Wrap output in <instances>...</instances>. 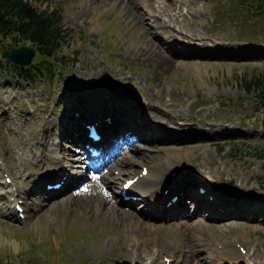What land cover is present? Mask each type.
<instances>
[{"label":"rangeland","instance_id":"obj_1","mask_svg":"<svg viewBox=\"0 0 264 264\" xmlns=\"http://www.w3.org/2000/svg\"><path fill=\"white\" fill-rule=\"evenodd\" d=\"M30 1L40 11L59 10L62 25L71 32V35L56 52L55 59H52L55 67L54 81L50 80L48 74H41L34 80L21 81L7 69L0 72V114L3 115L0 119L2 126L0 166L4 169L0 171V178L5 177L10 185L15 183L23 185L27 178L23 175H27V171L15 160L14 152L34 157L38 153L36 145L38 138H43V133L47 130L46 124L51 122L52 118L61 121L62 114L72 113L74 110L70 112L71 110L65 109L69 102L75 104V110L79 105L82 107L91 105L92 99L87 95L88 92H93L94 97L112 101L114 111L125 108L124 106L131 102L130 99H124V93L135 97L133 94L138 92L143 96L142 99L137 97L138 99L133 100H140L143 104L146 100L145 94L155 95L159 88L161 90L174 88L183 95L182 101L175 102V106L189 115L187 120L178 119L173 127H167L165 130L147 129L153 142H137V145L144 146L145 149H149L148 152L156 154L155 146L163 148V154L153 161L162 165L169 156L167 153L188 156V160L192 161L210 155L226 169L220 184L232 188L237 183L232 174L237 173L241 180L239 184L242 186L252 184L257 190L258 187L264 186L262 122L264 104L260 102L255 86L250 91L246 87V83L257 80L264 83V3L263 9L257 10L251 20L242 22L241 18L237 20L228 15L231 9H236L232 0H183V3L186 2L188 5L184 9L186 16L190 17V12L197 16V29L204 41L194 40L192 44L187 43L188 39L183 40L177 31H180V26L169 23L177 29L173 30L170 27L175 35L172 37H178L184 44L170 46V43H167L165 46L163 43L166 41L160 38L162 29L156 26L158 23L168 21L171 15V13L165 15L163 8L179 4L180 0H136L137 3L134 0L131 8L126 3L128 10L117 6L96 5L91 7L93 9L88 13L83 12L84 0ZM150 10L159 16L157 23L148 14ZM128 11H131L130 15L133 18H128ZM139 14L144 15L142 26L150 32L149 39L158 44L157 47L164 52L165 47H170L174 51L172 56L166 54L172 62L169 68L162 70L160 74L164 77L162 84L159 80L157 82L153 80L156 78L152 69L153 64L147 67L133 60L158 58L151 43L144 41L142 31L137 27V23L140 22ZM177 16L183 18L181 14ZM7 42L9 39H4L5 48L17 46ZM197 43H205L206 46L198 47ZM213 44L220 46L219 50L213 47ZM95 81L106 86L104 88L106 97L96 95ZM108 88L113 93H110ZM223 104L228 106L226 114L232 121L226 124L228 130L217 127L219 132L209 134L204 130L206 126H200L190 120L191 113L202 109L203 117H209L211 121L218 120L219 117L215 113L223 109ZM71 116L67 125L71 122ZM56 121L53 126L57 125ZM51 130H47L48 148H51L56 138L58 142L61 140L57 129L52 132ZM224 132L227 134L223 135ZM122 136L124 138V135ZM159 142L165 144L160 145ZM6 144L13 149V153H9L11 156L5 150ZM24 146L23 151L17 149ZM64 146L69 145L65 143ZM123 153L125 155L126 150L122 151L121 155ZM221 158L226 162L223 163ZM233 160L248 163L249 171L240 169L237 164H233ZM187 165L186 168H189L190 165ZM141 170L142 167L137 170L138 174H141ZM115 172L117 176L119 170ZM86 174L87 183L91 184L93 175L90 171ZM133 179L135 178L132 175L125 176L120 184L112 182L115 186L111 188L107 185L105 190L109 194H120L125 180ZM214 180L219 181V178ZM200 187L202 186H199L198 192ZM202 188L207 192L205 187ZM0 192L6 190L0 187ZM69 194L70 192L64 191L57 199H65ZM218 196H215V193L207 194L206 198L211 206V213L218 222H210L209 214L204 213L205 211L199 217L207 221V224L215 225L213 229L206 228L201 230V233L198 230L196 232L205 245L206 252L202 258H206L208 263L232 264L217 254L218 238L221 239V243L229 242L237 246L236 250L243 255L247 252L253 253L257 248L264 253V214L260 213L258 222H254L248 212L249 208L232 206L229 203L231 199L216 201ZM6 199L9 200V197ZM246 199L250 201L251 198H245L244 204ZM30 202L31 200L28 207L33 211L30 209L27 219L11 218L6 215L8 209L0 202V264H134L133 255L138 253L133 250L135 246L140 247L142 253L149 250L144 260L147 264L154 258L157 260L153 264L185 263L186 250L180 246L189 235H184L183 239L179 238V234L184 232L182 229L173 227L169 221L160 219V216L152 215L154 210L144 213L148 209L142 203H138L132 209L124 206V209L134 212L140 219L138 221L147 224V230L143 226H138L137 233L131 234L128 233L133 224L130 219L104 217L94 224H89L87 219L92 209L91 206L81 208L80 205L85 204L84 202H80L78 208L57 206L51 210L40 209V206ZM197 202H189L186 205L190 222L193 221ZM43 211L45 216H39ZM230 213L233 214L232 217L227 216ZM183 221L187 220H179ZM255 226H258L257 230L249 228ZM239 236L245 239L243 246L236 243ZM242 238L241 240H244ZM155 239L158 247L150 241ZM135 240H139L140 243L134 245ZM143 241H149V246H144ZM170 251L173 253L172 258L167 257L171 255ZM259 261L256 260L257 263ZM197 262L195 260L193 264ZM241 264L252 263L246 261Z\"/></svg>","mask_w":264,"mask_h":264},{"label":"bare ground","instance_id":"obj_2","mask_svg":"<svg viewBox=\"0 0 264 264\" xmlns=\"http://www.w3.org/2000/svg\"><path fill=\"white\" fill-rule=\"evenodd\" d=\"M133 2L134 0H84L83 12L88 13L93 9L91 7L96 5L104 7L117 6L118 8L128 10L127 5L130 7L131 4H134ZM135 3H137L136 0ZM182 3L183 0H180L179 4H173L163 8L165 15L168 13H171V15L168 17V21L158 23V26L156 27L162 29L160 38H163L166 41V43H163L165 46L167 43H170V46L184 44L178 37L173 38L175 35L174 31L171 29H177L169 23L180 26V31H177L180 33V37H182L183 40L188 39L187 43L192 44L194 40L204 41L200 31L197 29V16L190 12V17H187L184 13V9L185 7H188V5L186 2ZM127 13H129L128 18H133V16L130 15L131 11H128ZM148 14L152 19H155V22L157 23L159 16L152 10H150ZM180 14L183 15L182 19L177 16ZM138 17L140 22L137 23V27L142 31L144 41L151 43L155 56L158 58H133V60L142 66L146 65L147 67H150V65L153 64L152 69L154 70V77H156L153 80L156 82L159 80L162 84L164 82V77L160 76V74H162V70L169 68L172 62L169 56H172L174 51L170 47H165L164 52L157 47L158 44L149 39L150 32L146 31L142 26L144 24V15L139 14ZM190 46L195 47L196 45ZM197 46L202 47L206 46V44L197 43ZM213 47H217V50H219L220 46L213 44ZM149 79H151V77H149ZM153 84L154 82H152L151 85ZM94 85L96 95L105 96L104 88L106 86L99 81H95ZM109 91L110 93H113L111 89H109ZM87 95L92 99L90 101L91 105L88 107H82L79 105L77 110H75V104L69 102L65 109L66 111L67 109L71 110L70 112L74 110L72 113L68 112V114H62L60 116L61 121H56L55 118H52L51 122L46 124L47 130L52 129L54 131L57 129V134L61 136L60 142H58V138H56L57 142L53 141L51 148H48L49 142L47 141L46 130L43 133L44 137L38 138L36 144L38 146V153L34 157H30L25 153H20L18 151L14 152L15 160L21 164V167L25 171H27V175H23L27 176V178L23 185L15 183L14 185H8L5 188L4 185L5 183L7 184L6 178H0V187H3V189L6 190V192H0V202H3L8 209V214L6 213V215L11 218H21L20 213L15 210L16 206L19 205L24 208L22 213L24 214V218L27 219L31 209L28 207V202L30 200L34 205L37 204L40 206V209L44 210H51L57 206L78 208L80 202H84L85 204L80 205L81 208L91 206L92 209L89 213L91 219H89V217L87 219L89 224H94L104 217L116 216L126 220L130 219L133 221V224L131 225L132 229L128 231V233L135 234L138 231V226L146 228L147 224L138 221L140 219L137 218L134 212L124 209V206L132 209L138 203L144 202V206H148V210L144 211V213H146L154 209L150 202L155 200V203L153 204V206H155L160 201L169 202L174 197H178V200L172 202L171 206H167V204L158 206L154 209L152 215L160 216V219H165L167 222L169 221L173 227L182 229L184 232L179 234V238L183 239L184 235H189L188 238H185V242L180 246L181 249L186 250L184 264H193L195 260L198 261L196 264H214V262L208 263L206 262V258H202L203 253L206 252L205 245L202 243L203 239L196 234L197 230L201 233V230L206 228H215V225H209L206 223L207 221L199 218L203 211H205L204 213L209 214L210 222H218L215 216L211 213V206L206 199L207 194L215 193V196L219 195L218 198L216 197V201H227L231 199L229 200V203L232 206L249 208L248 212L253 217L252 220H254V222H258L260 213L264 214V186L258 187V190L253 187L252 184L242 186L239 184L241 180L240 177L237 176V173L232 174L237 179V183H235L232 188L220 184L226 169L221 167V163L215 157L209 155L204 156L199 160L192 161L188 160V156L182 157L167 153L169 156L166 157V161L162 165L154 163L153 161H156L155 158L159 157L160 154H163V148L155 146L154 152H157L156 154L148 152L149 149H145L144 146L137 145V142H153V138L148 135L147 129L150 131L158 129L165 130L167 127H173L178 119L187 120L189 115L184 114L175 106V102L182 101L183 95L181 91L175 90L174 88L171 90H161L159 88L155 95L145 94L146 97L144 98L146 100H142L144 101L143 104L140 100L134 101L135 99H138L137 97H143L138 92L133 94L135 97L129 93H124V99H130L131 102L125 105V108L114 111L111 106L113 103L112 101L108 102L107 100L94 97L93 92H88ZM96 103H98V105H95ZM227 110L228 106L223 104V109L220 112L215 113L219 117V119L215 121H211L209 117L202 116L204 109L199 112L191 113L190 120L200 126H206L204 127V130L209 134L219 132L216 129L217 127H220V129L223 130H228L226 124H229L232 121L230 120L231 117L226 114ZM2 116L3 115L0 114V119ZM70 116L71 122L67 125L66 123ZM55 121L57 125L53 126ZM91 121L98 122L99 126L103 129L104 136H108L107 139L111 141L107 146L99 144V146L104 149L103 154H105L104 163L99 165H97L98 161L92 159L84 148L86 144L91 143L93 145L92 141H89L84 136V124ZM121 124L123 126H121ZM0 127L2 128L1 125ZM226 134L227 133L224 132L223 135ZM122 135H124V138ZM253 135L250 136L252 137ZM181 137L183 138L185 136ZM131 139L133 143L130 144L129 140ZM21 140H23V138H21ZM118 142L119 144H117ZM164 142L159 143L160 145H163L165 144ZM65 143L72 147L64 146ZM20 145H22V143H20ZM76 145L80 146L79 150L74 149ZM17 149L23 151L25 150V146L23 148L17 147ZM5 150L8 155H10L9 153H13V149L9 144H6ZM124 150H126L127 153L121 155ZM76 153H78V156H75ZM207 154L210 153L207 152ZM220 157H224V155H220ZM221 161H223V163L226 162V160H223L222 158ZM90 164L97 165L94 172H96L97 169H105L103 173L95 174L96 176L93 175L92 180H90L91 184L87 183L88 178L86 174L88 170L91 169L89 167ZM187 164L190 165L189 168H186ZM233 164H237L242 170L249 171L250 169V165L244 161L237 162L233 160ZM140 167H142L141 174H138L137 170H139ZM3 170V167L0 166V171ZM116 170H119L117 176H115ZM144 170L147 171L146 175L143 174ZM174 174L176 175L173 176ZM131 175L134 176V178H137V182L127 190L126 196L132 197L130 200L124 199L125 185L129 180H125L120 194H109L105 190V186L110 185L112 188L115 186L112 182L120 184L119 182L123 181L125 176ZM214 178H219V181H215ZM54 181H60L63 183L62 189L64 190L48 191L45 186ZM200 185L207 189L206 194H201L197 191ZM64 191L70 192V194L66 196L67 198L57 199ZM7 197H9V200L6 199ZM136 197L138 198L134 199ZM245 198L251 199L250 201L246 199L244 204ZM184 200L185 202L183 203ZM194 201H198L197 208L193 213V221L190 222V220H188V207H186V205L189 202L194 203ZM163 207H166L167 209ZM31 211L33 210L31 209ZM42 215L45 216L44 211L39 216ZM232 215L233 214L231 213L227 214V216L231 217ZM82 218L84 219V216H82ZM184 219L187 221L179 222V220ZM239 220H242V218H239ZM235 227L238 226L235 225ZM257 227L258 226L249 228L251 230H257ZM137 235L138 238L141 237L139 232ZM241 238L242 237L239 236L236 243L243 246L245 244V239L242 238L244 240H241ZM131 241H133V239ZM150 241L158 247L156 239L155 241ZM218 241L219 243L216 248L217 254L222 258L225 257L232 264H241L246 261H250L252 264H264V253L261 249L257 248L253 253L247 252L245 255H242L236 250L237 246H234L229 242L221 243L220 238H218ZM139 243V240H135L134 245ZM142 244L148 247L149 241H143ZM133 250L135 252L138 251L137 254L134 253L135 256L133 255V260L135 261L134 264H143V262L144 264H147L144 260L149 250L144 251L146 253H142L140 247L136 246ZM170 254V256H167L168 258L173 257L171 251ZM258 259L260 260L259 263L256 262ZM155 260H157V258H154L152 261L150 260L148 264H153Z\"/></svg>","mask_w":264,"mask_h":264},{"label":"trees","instance_id":"obj_3","mask_svg":"<svg viewBox=\"0 0 264 264\" xmlns=\"http://www.w3.org/2000/svg\"><path fill=\"white\" fill-rule=\"evenodd\" d=\"M234 2L236 9H232L229 15L247 22L254 17L257 10L262 8L264 0H234ZM69 37L70 32L64 29L59 10L40 11L29 0H0V72L11 70L16 76L25 80L48 74L53 81L55 67L51 59ZM4 39H9L7 44L14 43L12 45L17 44V46L31 44L37 53L34 64L21 68L12 66L2 59L1 55L6 47ZM253 86H256L260 92L261 101L264 103V83L261 80L246 83L249 91Z\"/></svg>","mask_w":264,"mask_h":264},{"label":"water","instance_id":"obj_4","mask_svg":"<svg viewBox=\"0 0 264 264\" xmlns=\"http://www.w3.org/2000/svg\"><path fill=\"white\" fill-rule=\"evenodd\" d=\"M35 54L36 52L33 48L20 46L18 48L6 50L3 56L12 64L25 67L32 64Z\"/></svg>","mask_w":264,"mask_h":264}]
</instances>
